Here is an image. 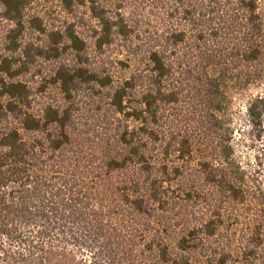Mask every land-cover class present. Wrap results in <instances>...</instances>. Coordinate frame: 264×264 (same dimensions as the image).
<instances>
[{
    "label": "trees",
    "instance_id": "trees-1",
    "mask_svg": "<svg viewBox=\"0 0 264 264\" xmlns=\"http://www.w3.org/2000/svg\"><path fill=\"white\" fill-rule=\"evenodd\" d=\"M0 5V264H264V0Z\"/></svg>",
    "mask_w": 264,
    "mask_h": 264
},
{
    "label": "rangeland",
    "instance_id": "rangeland-1",
    "mask_svg": "<svg viewBox=\"0 0 264 264\" xmlns=\"http://www.w3.org/2000/svg\"><path fill=\"white\" fill-rule=\"evenodd\" d=\"M0 11H2V6L0 5ZM2 28L0 33L2 34V29L6 27V23H2ZM137 65V64H136ZM33 85V83L31 82ZM53 93L58 97V94L56 92ZM252 92V91H251ZM250 92L246 91H233L230 95L231 97V103H230V112L233 117L235 126L237 128L246 129L247 128V120H246V106L249 100ZM262 124L264 128V114L262 116ZM237 133L236 135H238ZM164 217V216H163ZM162 217V218H163ZM184 217L183 211L178 210L177 215H169L168 217H164V223L167 227L168 234H167V241L171 247L175 244V238L178 236L179 228H175V225H172L177 221V219H180ZM168 225V226H167Z\"/></svg>",
    "mask_w": 264,
    "mask_h": 264
}]
</instances>
